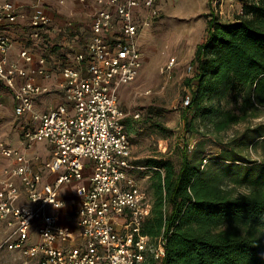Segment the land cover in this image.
<instances>
[{"label": "built area", "instance_id": "built-area-1", "mask_svg": "<svg viewBox=\"0 0 264 264\" xmlns=\"http://www.w3.org/2000/svg\"><path fill=\"white\" fill-rule=\"evenodd\" d=\"M15 1L0 0V83L12 93L16 117L30 116L32 125L24 128L20 148L0 141V155L10 162L0 172V252H19L18 264L162 261L164 236L152 240L142 231L152 202L135 176L119 96L142 69L138 38L159 17V0H94L99 9L89 38L80 48L65 47L66 59L50 53L57 55L53 61L45 47L51 18L21 11ZM10 29L24 32L15 58ZM55 71L63 102L42 111L37 102L54 90L38 79L49 80ZM190 102L187 94L184 108ZM39 143L49 146L45 158L29 153Z\"/></svg>", "mask_w": 264, "mask_h": 264}, {"label": "trees", "instance_id": "trees-1", "mask_svg": "<svg viewBox=\"0 0 264 264\" xmlns=\"http://www.w3.org/2000/svg\"><path fill=\"white\" fill-rule=\"evenodd\" d=\"M239 1L242 14L235 20L208 22L191 64L194 76L185 82L191 102L182 120L186 133L201 138L248 126L212 159L201 140L193 156L184 141L179 170L168 158L133 161L138 171L152 173L143 234L166 241V257L145 264H264V158L250 160L241 151L264 150V123L252 124L264 110V0ZM69 52L50 49L62 59ZM209 161L214 164L206 172ZM236 186L246 192L236 194Z\"/></svg>", "mask_w": 264, "mask_h": 264}, {"label": "rangeland", "instance_id": "rangeland-1", "mask_svg": "<svg viewBox=\"0 0 264 264\" xmlns=\"http://www.w3.org/2000/svg\"><path fill=\"white\" fill-rule=\"evenodd\" d=\"M33 0H30V2ZM53 3L56 0H52ZM67 15H76L79 12L77 0H67ZM181 0H170L167 11H161L160 16L142 35L140 48L144 54V65L137 81L126 88L121 94V109L126 116V130L132 138L133 156L135 160L148 158H168L179 170L182 162V146L185 142L194 145L189 150L193 156L199 140L202 150L209 159L220 154L223 147L233 135L241 133L248 126L240 124L229 131L216 135L207 133L189 135L184 131L182 115L184 111V99L189 93L185 82L194 76L191 64L194 59L197 45L208 35V22L217 17L222 21H233L242 14V2L239 0H205V3L190 7L184 11ZM179 7V8H178ZM80 18V13L76 15ZM90 18L85 19L84 25L88 29ZM89 32V31H88ZM48 37V36H47ZM75 37V36H74ZM48 41L50 38H47ZM77 43L79 40H76ZM172 58L176 59L175 65L167 70ZM57 75V74H56ZM11 93L3 85H0V141L15 144L21 133L23 121L18 120L11 107ZM59 97H56L58 99ZM63 100L55 102L59 104ZM140 114V119L135 115ZM30 120L27 117V127ZM160 123L166 129L163 131L154 124ZM264 123V110L260 118L252 124ZM132 128H135L134 131ZM45 144H39L38 150H44ZM242 154L250 160H263L264 150L244 148ZM0 157H2L0 155ZM1 163V162H0ZM206 164V163H205ZM209 161L206 172H210ZM135 176L140 181L143 190L152 202L153 196L150 189L151 172L136 171ZM226 184L234 186L232 182ZM236 194L245 193L242 187H235ZM33 240L38 239V230H33ZM21 259L19 252L1 251L0 264H18Z\"/></svg>", "mask_w": 264, "mask_h": 264}, {"label": "crops", "instance_id": "crops-1", "mask_svg": "<svg viewBox=\"0 0 264 264\" xmlns=\"http://www.w3.org/2000/svg\"><path fill=\"white\" fill-rule=\"evenodd\" d=\"M61 1H64V4H60ZM170 0H159L158 3V7L160 9V14L161 11H167V7H168V2ZM38 0H33L30 2V0H16L15 1V5L18 6V8H20L21 11H25L27 13L30 14L31 11H33V9L35 11H40L46 15H48L51 18V25L49 27V29L47 30L48 33V37L50 38V40L48 41V46L47 47V54L49 55L50 52H48V49L52 46H64V47H77L80 48L81 44H84L86 42V40L89 38L90 36V28H91V21H92V17L94 15V13L99 9V6L97 5V3L94 0H89L87 4L83 5L80 4L79 0H77L78 8H80L79 12H76V15H78V13H80V18H77V16L73 13V15H67L68 10L65 9L67 8V0H56L55 3H53L52 0H45V3H43L39 8H36L35 6L37 5ZM205 3V0H181V4L179 5V7L184 4V6H182L180 8L181 10L184 11H189L191 10L190 7L193 6H197V5H201ZM178 7V8H179ZM160 16V15H159ZM87 17L90 18V23L88 24V31L85 28V25L83 22H85V19H87ZM157 20L154 19L152 21V26L154 24V22ZM151 26V27H152ZM149 29V28H147ZM143 30L142 33L139 35L138 38V42H139V46H140V40H141V35L147 30ZM10 34H12V36L14 37V39L17 41V45L16 47L12 50V58H15V56L17 55L18 51H19V45L20 42L24 41V35L22 32V30L19 31H14L13 29H10L8 31ZM75 36V37H74ZM76 40H79V42L77 43ZM202 42V41H201ZM200 42V43H201ZM199 43V44H200ZM198 44V45H199ZM197 45V46H198ZM141 47V46H140ZM141 50V48H140ZM197 50V49H196ZM142 52V56H143V65H144V54L143 51ZM57 55H49L48 57L52 59V61L56 58ZM143 69V66H142ZM142 69L139 73V76L142 72ZM138 76V78H139ZM137 78V79H138ZM137 79L126 86H123L120 88L119 91V96H120V106H121V94L122 92L128 88L129 86H131L132 84H134ZM60 81H62L61 78V74H57L56 75V71L53 73L52 78L49 80H43V79H38V82L41 84H48L51 85L53 87L54 93L46 96L45 98H42L41 100H39L37 103L40 104V106H38L40 108V110H45L47 109V107L51 104H56L55 102H57L59 99L63 100V95H62V91L57 90L56 88V84L59 83ZM0 85L3 86V84L0 83ZM11 93V92H10ZM12 96V93H11ZM56 97H59L58 99H56ZM14 105L15 102L13 100V96L11 97V107L12 110L14 112ZM15 115V112H14ZM16 116V115H15ZM29 117L30 120V116ZM27 117L25 118H18V120L23 121V124H21L23 127H20L21 130L20 133V137L17 140V142L15 144L13 143H7L6 144L9 147L12 148H20L21 147V141H22V137H23V132H24V128H30V126L27 127V124L25 125L26 121H27ZM31 121V120H30ZM39 144H45V148L44 150H38V145ZM38 145L35 146L34 150H31L29 153H40L44 158L48 155V150H49V146L46 143H39ZM0 172L3 169L4 166L10 164L9 161L5 160L3 157H0Z\"/></svg>", "mask_w": 264, "mask_h": 264}]
</instances>
